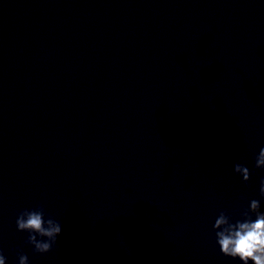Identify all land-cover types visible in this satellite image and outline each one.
Returning a JSON list of instances; mask_svg holds the SVG:
<instances>
[{"label": "clouds", "instance_id": "9594fccd", "mask_svg": "<svg viewBox=\"0 0 264 264\" xmlns=\"http://www.w3.org/2000/svg\"><path fill=\"white\" fill-rule=\"evenodd\" d=\"M255 166L264 168V148L256 157ZM234 171L239 173L244 182L250 179L246 166L236 164ZM259 192L264 197V179L260 181ZM260 202L251 200L248 210L244 212L246 219L232 223L230 217L221 212L216 218L213 228L216 231V241L223 255L239 258L242 264H264V212H260ZM249 213H255V220L249 218ZM18 231L28 232L27 243L32 245L37 253H48L57 242L62 232L60 222L50 216L45 219L42 207L25 209L16 219ZM38 237L46 239H38ZM19 264H28V257L23 252L18 253ZM0 264H6V257L0 252Z\"/></svg>", "mask_w": 264, "mask_h": 264}]
</instances>
